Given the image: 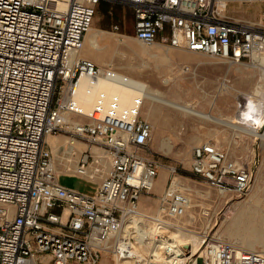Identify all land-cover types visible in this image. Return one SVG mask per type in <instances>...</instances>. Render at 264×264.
Here are the masks:
<instances>
[{"label": "built area", "instance_id": "2783aa9c", "mask_svg": "<svg viewBox=\"0 0 264 264\" xmlns=\"http://www.w3.org/2000/svg\"><path fill=\"white\" fill-rule=\"evenodd\" d=\"M104 1L130 8L133 36L145 46L160 40L233 63L264 52V13L256 22L227 12L231 2L264 7V0H0V264H97L105 252L115 264H264V251L209 232L195 250L167 241L170 221L190 205L174 178L155 214L139 209V197L154 187L158 172L154 161L134 151L152 136L141 116L145 84L79 56ZM81 76L126 84L135 94L122 105L118 94L99 91L82 114L74 100ZM67 114L85 119L66 121ZM60 131L68 134L60 157L68 174L93 181L106 160L91 193L60 182L45 143ZM81 140L90 146L79 150L74 142ZM190 168L223 194H244L252 180L240 158L209 141L192 148Z\"/></svg>", "mask_w": 264, "mask_h": 264}, {"label": "rangeland", "instance_id": "374dc122", "mask_svg": "<svg viewBox=\"0 0 264 264\" xmlns=\"http://www.w3.org/2000/svg\"><path fill=\"white\" fill-rule=\"evenodd\" d=\"M227 12L257 22L264 13V7L231 2ZM133 20L130 8L104 1L97 8L80 54L93 60L100 68L111 67L143 82L159 95V99L144 100L141 110V116L152 125L151 140L147 145L134 149L138 155L158 165L154 187L141 194L139 209L148 215L155 214L160 208L161 193L174 178L190 197V205L183 216L170 221L182 245L189 246L195 239L192 236L209 232L243 249L264 250V241L248 237L241 226L232 221L239 207L254 203L260 207L262 214L259 220L264 227V136L256 137L252 133L256 131L264 135V98L253 95L258 85L264 88V66L253 63L251 57L233 63L199 52L168 47L160 40L145 46L133 36ZM115 25L117 30L113 28ZM91 38L96 40L95 48L88 43ZM257 110L260 117L253 113ZM198 112L210 114L216 120L199 117ZM84 119L82 115L69 114L66 121ZM262 121L257 131L256 127ZM165 138L169 148L160 144ZM66 139L68 134L64 131L46 136L51 145L56 174L62 184L91 193L104 176L108 164L103 160L101 171L93 181L82 174H68L65 172L66 164L60 158L63 148H67ZM204 141L227 149L251 169L252 180L244 194L219 193L192 172V148ZM82 142H74L79 150L90 146V143ZM96 147L99 146H93L94 149ZM171 167L175 168L174 173H171ZM146 223L147 226L151 224ZM149 231H142L145 239L149 238ZM128 233L127 226H122L121 236L126 237ZM97 264H115L113 254L103 253Z\"/></svg>", "mask_w": 264, "mask_h": 264}, {"label": "bare ground", "instance_id": "6f19581e", "mask_svg": "<svg viewBox=\"0 0 264 264\" xmlns=\"http://www.w3.org/2000/svg\"><path fill=\"white\" fill-rule=\"evenodd\" d=\"M90 30H91V27L83 37L82 48L85 44V38H86V36ZM88 43L93 48H95L97 46L96 40L94 38L89 39ZM82 48L79 51V56H81L80 52H81ZM251 58L253 60V63L261 64L264 66V52H255V53H253ZM263 76H264V69H263ZM142 86H143V96L145 97V100L147 98H156V97H157V99H159L158 98L159 95L156 91L149 90L146 85H142ZM256 88L257 89L254 90L253 95L256 97L258 96V97L264 98L263 85H258ZM99 91H105L108 94H111V93L118 94L119 98H120V103L122 105L129 104L131 97L135 94V90L132 87H130L129 85L116 83L114 81H109L107 79H100L97 82H91L85 76H81L79 81H78L77 87H76L74 100L76 101V103H77L78 107L80 108L82 114H85L88 111H90V109L93 106L95 96ZM162 101H164V100H162ZM168 105H170V103ZM82 114H77V115H82ZM197 115L199 117L201 116V117H205L208 119L216 120V118L210 114H204V113L198 112ZM68 118H69V114H67L65 116V120H67ZM252 133L256 137H260V136L263 137L264 136V135L257 133L256 131H253ZM45 139H46V137H45ZM66 140H65V142H66ZM160 144L162 146H166L169 148V146H167V139L166 138L163 139ZM76 146H77V144H76ZM259 209H260V207L254 203H249V204H246L242 207H239L235 213L236 216L232 221L235 222L237 225H240L241 226L240 229L248 237L255 238L259 241H264V227L261 225L260 220H259L262 212ZM174 230L175 229L171 227V230L167 231L168 232L167 241L169 240V242H171V243L175 242L176 245H178V247L179 246H181V247L186 246L187 244L182 245L180 243V241H178V236L176 235ZM162 232H164V231H162ZM141 233H143V232H141ZM172 235L175 236L176 240H174L175 238L173 239V237H171ZM183 235L185 236L186 234L184 233ZM192 237L195 238L193 241H199L201 238L200 236H195V235ZM192 242L190 243V246H192V249L195 250L199 242H194V243H192ZM246 249L247 250H253L250 248H246ZM262 251H264V250H262Z\"/></svg>", "mask_w": 264, "mask_h": 264}, {"label": "crops", "instance_id": "0c3cea01", "mask_svg": "<svg viewBox=\"0 0 264 264\" xmlns=\"http://www.w3.org/2000/svg\"><path fill=\"white\" fill-rule=\"evenodd\" d=\"M103 3V2H102ZM102 3H100V4H102ZM101 8H103V7H101ZM132 28H133V24H132ZM45 143H46V146L48 147V148H50L51 149V145H50V143L49 142H47L46 141V139H45Z\"/></svg>", "mask_w": 264, "mask_h": 264}]
</instances>
